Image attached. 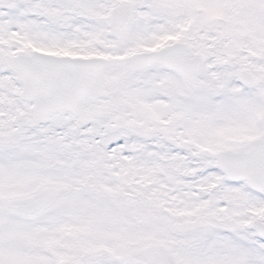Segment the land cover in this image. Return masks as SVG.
Instances as JSON below:
<instances>
[{
  "label": "snow or ice",
  "instance_id": "snow-or-ice-1",
  "mask_svg": "<svg viewBox=\"0 0 264 264\" xmlns=\"http://www.w3.org/2000/svg\"><path fill=\"white\" fill-rule=\"evenodd\" d=\"M0 264H264V0H0Z\"/></svg>",
  "mask_w": 264,
  "mask_h": 264
}]
</instances>
